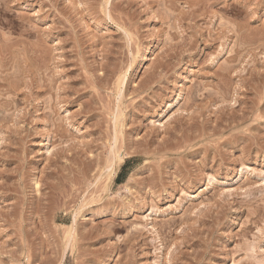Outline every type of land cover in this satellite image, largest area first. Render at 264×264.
<instances>
[{"label":"rangeland","instance_id":"374dc122","mask_svg":"<svg viewBox=\"0 0 264 264\" xmlns=\"http://www.w3.org/2000/svg\"><path fill=\"white\" fill-rule=\"evenodd\" d=\"M0 264H264V0H0Z\"/></svg>","mask_w":264,"mask_h":264},{"label":"bare ground","instance_id":"6f19581e","mask_svg":"<svg viewBox=\"0 0 264 264\" xmlns=\"http://www.w3.org/2000/svg\"><path fill=\"white\" fill-rule=\"evenodd\" d=\"M148 53H149V52H148ZM143 56H144V55H143ZM146 57H147V56H146ZM146 57H145V58H146Z\"/></svg>","mask_w":264,"mask_h":264}]
</instances>
